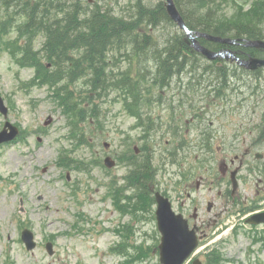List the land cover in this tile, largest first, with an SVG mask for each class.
Returning <instances> with one entry per match:
<instances>
[{
  "label": "rangeland",
  "instance_id": "1",
  "mask_svg": "<svg viewBox=\"0 0 264 264\" xmlns=\"http://www.w3.org/2000/svg\"><path fill=\"white\" fill-rule=\"evenodd\" d=\"M77 1H57L63 10L59 18L74 9L76 17L80 13L66 38L90 33L86 21L96 5L116 19L134 21L136 7L157 10L163 2ZM237 1L241 6L233 0L210 9L214 19L230 18L238 8L260 0ZM7 2L12 0H0V98L7 106L6 116L0 111V129L8 120L19 132L0 146V264H160L153 251L160 239L150 202L155 191L169 197L176 211L182 201L189 213L197 207L207 232L192 257L197 263L264 264V224L245 222L253 209L249 205L264 201V68L254 75L222 58V69L239 75L229 76L228 86L217 89L211 73H217L215 65L200 54L190 56L179 71L171 60L167 68L174 69L164 76L157 65L164 47L185 34L159 15L156 25L148 18L138 22L128 41L104 45V74L97 78L81 46L65 50L80 69L67 66L64 55L53 64L45 32L37 25L29 43L34 59L51 72L61 67L58 81L50 86L23 61L20 48L26 44L27 27L17 30L29 18L17 4L43 1L13 0L6 8ZM136 42L145 47L138 51ZM58 95L75 101L79 115L61 104ZM248 144L252 150L238 174L240 194L232 201L223 192L230 188L229 173L223 175L219 168L224 161L229 169L238 165L234 157ZM106 154L115 159L113 167L104 165ZM143 157L151 163L147 184L152 183L153 193L142 191L137 180L129 185L131 171L138 172L134 165ZM126 225L131 227L127 237ZM24 228L34 235L32 249L21 239ZM48 241L52 254L45 248ZM122 242L127 243L125 253L112 250Z\"/></svg>",
  "mask_w": 264,
  "mask_h": 264
},
{
  "label": "trees",
  "instance_id": "2",
  "mask_svg": "<svg viewBox=\"0 0 264 264\" xmlns=\"http://www.w3.org/2000/svg\"><path fill=\"white\" fill-rule=\"evenodd\" d=\"M42 1L43 2L35 3L34 6H31V4H28V6L17 4L18 7L21 8L20 12L22 14H25L27 11L29 13L27 21L21 23L17 30L21 32L23 27H27L25 29V33L27 34L26 44L20 48L22 51L20 53H25V59L23 61L27 62L26 65L34 66L36 71H40L44 82L45 80L50 81V86L55 85L58 81L61 67L59 66V69L56 71H49L45 65L34 59L31 50H29L32 33L39 29V27H42L41 30L45 32L46 47L47 49L50 48L47 57L53 64H57V58L64 55L67 59L63 60V62H67V66H70V68H72L71 66H74L77 69H80L78 62L75 64V61L69 57V53H66V49L72 46H81L86 50L83 54H85V58L90 61L89 68L93 69L95 77L99 78L104 74V45L111 44L115 41H128L131 32L135 30V25L144 18H148L151 25H156L158 23L159 15L165 17L169 22H172V19L165 11L163 2L158 4L157 10L144 7V10L142 11L140 7H136L138 15L134 21L116 19L112 16L113 13L105 11L100 8V6L96 5L91 16L86 21V27L90 30V33H84L81 35L73 33L70 38H66L64 33L74 31V26L78 23L77 18L80 13H78L76 17V9H74L71 12H65L64 15L59 18V12L63 11L61 9L62 4L57 3L58 0ZM224 1L233 2V0H174L184 22L193 30L209 32L222 37H231L235 39H264V0H260L257 5L248 9L238 8L235 15L230 18H223L216 15V19H214L215 14H213L210 9L213 10L214 7L220 6ZM235 1L238 4V7L241 6L237 0ZM12 2L4 3L5 7L8 8L11 6ZM53 8L54 13H52ZM233 8L237 9V6L234 5ZM51 18H53V21H49ZM37 25L39 27L35 29ZM60 34H63V37H61ZM50 38H52V40H50ZM145 38H148V36H145ZM199 40L203 45L213 50L230 48L237 50L236 53L240 57H264V50L254 47L210 41L204 37H200ZM134 47L140 51L145 47V44L136 42ZM166 48L168 49L165 50L164 47V51H166L165 56L157 62L158 68L159 70H162L164 76H169L174 69L171 67V69L167 68L169 67L168 65L171 60L172 63L170 62V64L177 68L176 71H179L187 62H189L190 56L200 57V53L194 51L191 45L181 37L173 39V43ZM178 57H180V60L176 59ZM29 59L31 60L30 62L28 61ZM206 61L208 64L214 63V68L217 70V73L211 71L212 74H215L217 80V83L213 85V88H224L225 86H228L229 76L239 75L238 71H235V69H232V73H228V70H223V61L220 62V59L218 58ZM194 65H196V62H192V67ZM205 67L208 69L207 66ZM263 68L264 66L258 68L259 70L256 69L250 71V73L256 75L260 69L262 70ZM163 75L161 78H163ZM92 90H96V87L94 86ZM58 92H62L61 89H58ZM58 98L61 100V104L65 105L67 103L68 109L70 111L73 110L72 112L74 116L79 115V107L75 101L66 102L64 96L62 97L61 95H58ZM133 157H135V155H133ZM134 167L138 172L135 173L136 171L132 169V176L129 177L130 183H133V179L137 180L141 190L143 189L142 191L147 193L149 190L147 182L152 178L150 176L152 173V167L149 159L143 157L138 164L134 165ZM143 194L145 195V193Z\"/></svg>",
  "mask_w": 264,
  "mask_h": 264
},
{
  "label": "water",
  "instance_id": "3",
  "mask_svg": "<svg viewBox=\"0 0 264 264\" xmlns=\"http://www.w3.org/2000/svg\"><path fill=\"white\" fill-rule=\"evenodd\" d=\"M91 1V0H90ZM166 12L170 18L178 24L180 28L185 30L187 37L192 42V46L200 51L209 59L216 57H225L237 60V62L247 68L255 69L259 66L264 65V58L260 57H249L248 59H239L230 50H218L213 51L205 46L201 45L197 40V37L204 36L207 39L222 42L234 43L235 40L230 38H222L219 36H213L207 33L196 31L195 33L190 30L184 20L182 19L179 11L177 10L173 0H165ZM245 45L262 47L264 48V40H246ZM0 111L4 116L7 115V107L4 105L0 98ZM48 121H46L47 123ZM19 130L17 126L11 122L6 121L3 128L0 130V143L12 140ZM108 166L114 164L113 160L109 157L105 159ZM155 198L157 201L156 219L157 227L161 233V242L159 244V260L161 264H182V262L191 254V252L197 246V237L194 229H189L186 220L181 214H175L171 209L170 202L167 198L162 196L159 192H155ZM248 221L260 222L264 221V212L252 215ZM22 240L25 242L27 249H32L35 246L33 239V233L29 229H24L21 234ZM49 253H52V244L48 242L46 244Z\"/></svg>",
  "mask_w": 264,
  "mask_h": 264
},
{
  "label": "flooded vegetation",
  "instance_id": "4",
  "mask_svg": "<svg viewBox=\"0 0 264 264\" xmlns=\"http://www.w3.org/2000/svg\"><path fill=\"white\" fill-rule=\"evenodd\" d=\"M244 142H246V139H244ZM251 150H252V147H251V144H248L245 149H244V153L241 155V156H238L236 155L234 157V159H238V166L235 168L238 169V172L236 174V177H237V180H238V184H237V187L236 188H233L231 186V182H230V178H229V185H230V188L229 189H224L223 192H225L227 194V196H230L232 198V201H234V199H236V197H239V185L241 182L239 177H238V174L241 170V168L243 167V165L245 164V156L249 155L251 153ZM108 154H106L105 156H107ZM234 159L230 160L231 163H234ZM232 169H229L228 167V164H226L222 170V174L223 175H226L227 173L230 174ZM198 186V185H197ZM221 190L218 191V194H221ZM258 191H254V194H257ZM264 201L262 202H253L251 203V205H249V208H253L252 210L248 211L247 214H252V213H255V212H259V211H263L264 210V205H261L263 204ZM172 204V202H171ZM186 202L185 201H182L181 204H180V207L178 208V210L176 212L178 213H182L183 216L187 219V222L189 223L190 226H193V225H196V230H197V233L198 235H202V237H205L207 235V232H205V229H204V220L200 219L199 218V215H198V212H197V207L196 206H193L192 208V212H188L187 210L189 209L188 208V205H186ZM261 205V206H260ZM212 206L213 204L211 203V209H212ZM210 209V211H211ZM214 216H216L217 218L220 217V213H215ZM216 222V218H212V224H215ZM209 223V222H208ZM209 224H207L208 226ZM257 226V225H256Z\"/></svg>",
  "mask_w": 264,
  "mask_h": 264
}]
</instances>
